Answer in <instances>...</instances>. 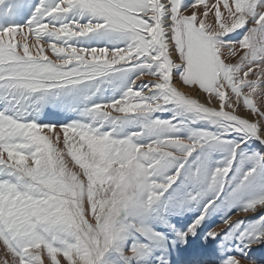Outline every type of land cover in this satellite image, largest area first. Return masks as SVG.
Here are the masks:
<instances>
[{
    "label": "snow or ice",
    "instance_id": "obj_1",
    "mask_svg": "<svg viewBox=\"0 0 264 264\" xmlns=\"http://www.w3.org/2000/svg\"><path fill=\"white\" fill-rule=\"evenodd\" d=\"M222 208L258 264L264 0H0V264H170Z\"/></svg>",
    "mask_w": 264,
    "mask_h": 264
},
{
    "label": "rangeland",
    "instance_id": "obj_2",
    "mask_svg": "<svg viewBox=\"0 0 264 264\" xmlns=\"http://www.w3.org/2000/svg\"><path fill=\"white\" fill-rule=\"evenodd\" d=\"M30 3H34L35 0H29ZM186 2H190V0H186ZM27 31V30H25ZM19 40L20 37H17ZM34 38H30V43H32ZM49 58H54L53 54L49 50L47 52ZM144 81H148L152 79L151 77H143ZM139 83V82H138ZM240 114L246 115V110L241 109ZM162 115L163 118H166L168 115L165 114H158ZM75 115L70 112H64L59 109L49 108L46 109L45 112L39 118L40 123H47V124H65L68 123L71 119H75ZM59 131V128H57ZM51 135V133H47ZM70 159V158H69ZM235 209L233 208L231 211L226 209H220L213 213H211L204 222L200 225L197 230V234L194 236H189L187 243H178L176 246L170 247L166 252V259L170 262V264H176L179 256L181 254H191L194 252H204L213 254V257L210 261L203 263V264H224L225 257L227 256H235L240 255L241 253L237 251V244L238 242L234 239L230 240L231 244V251H227V245L221 246V241L225 239L224 233L227 231V227L224 226L223 221L227 218V216H233L235 219H244L245 225L241 226V230H243L247 226V222L256 219V216H249L245 217L244 214H235ZM198 215V209L192 208L184 212L181 215H175L171 217V221L173 224L176 225V229L178 231H183L187 228V226L192 222V220ZM219 231L221 229V234L216 238V240L206 239V234L212 230L216 229ZM158 231L166 233L169 238H173V234L168 231L167 228H158ZM143 242V238H140ZM131 243V241H129ZM197 246V248H196ZM241 248L243 247L242 244L239 245ZM248 253V257L256 260L258 264H264V243L254 246L251 250H246ZM4 259L2 248H0V261Z\"/></svg>",
    "mask_w": 264,
    "mask_h": 264
},
{
    "label": "bare ground",
    "instance_id": "obj_3",
    "mask_svg": "<svg viewBox=\"0 0 264 264\" xmlns=\"http://www.w3.org/2000/svg\"><path fill=\"white\" fill-rule=\"evenodd\" d=\"M182 90L187 91V88ZM212 257L213 254L211 255L209 253H204V252H194L189 255L181 254L176 264H203L210 261Z\"/></svg>",
    "mask_w": 264,
    "mask_h": 264
}]
</instances>
